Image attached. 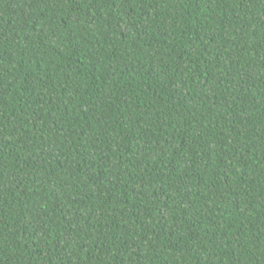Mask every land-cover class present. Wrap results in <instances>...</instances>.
Segmentation results:
<instances>
[{
    "label": "trees",
    "instance_id": "1",
    "mask_svg": "<svg viewBox=\"0 0 264 264\" xmlns=\"http://www.w3.org/2000/svg\"><path fill=\"white\" fill-rule=\"evenodd\" d=\"M0 264H264V0H0Z\"/></svg>",
    "mask_w": 264,
    "mask_h": 264
}]
</instances>
